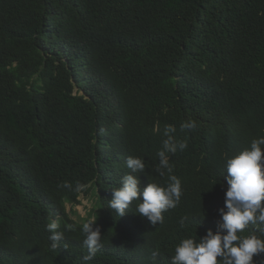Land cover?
<instances>
[{
	"label": "trees",
	"instance_id": "16d2710c",
	"mask_svg": "<svg viewBox=\"0 0 264 264\" xmlns=\"http://www.w3.org/2000/svg\"><path fill=\"white\" fill-rule=\"evenodd\" d=\"M168 126L171 173L157 155ZM262 136L264 0H0V264H172L182 239L218 229L226 160ZM128 174L141 189L181 180L162 223L138 200L122 217L109 208ZM91 218L102 235L85 261Z\"/></svg>",
	"mask_w": 264,
	"mask_h": 264
},
{
	"label": "clouds",
	"instance_id": "9594fccd",
	"mask_svg": "<svg viewBox=\"0 0 264 264\" xmlns=\"http://www.w3.org/2000/svg\"><path fill=\"white\" fill-rule=\"evenodd\" d=\"M181 127L195 128L196 125L195 122H188ZM174 131L172 126L166 128L165 135L168 138L163 141L162 150L157 153L160 158L158 170L164 168L168 173L172 172V167L166 158V152H177V144L169 135ZM178 145L181 151L187 147L186 142H179ZM262 146H264V136L253 139L248 148L226 160L224 179L227 183L225 192L227 211L220 210L222 223L215 232L209 229L198 240L194 237L182 239L175 247L172 264H255L254 257L264 253V147ZM126 167L130 173H139L145 169V163L140 157L130 156L126 160ZM168 180L166 186L153 182L141 189L138 176L128 174L123 177L122 186L113 190L109 208L122 217L132 202L138 200L140 202L136 210L140 215L148 217L153 224L157 221L162 223V212L176 208L182 195L181 180L175 175H169ZM63 187L70 188L71 185L65 183ZM79 187L80 185H77V189ZM95 220L91 218L80 226L85 237L84 244L88 248V254L84 256L85 261L94 258L100 247L102 234L99 227H94ZM249 225L259 226L258 234L253 232L246 236L242 235ZM77 227L76 224L64 225L66 231H75ZM60 228V222L55 219L46 225V229L51 233L49 237L51 241L59 242L63 239L64 232L60 231ZM52 246L57 245L53 243ZM158 254V251L152 253L153 260Z\"/></svg>",
	"mask_w": 264,
	"mask_h": 264
},
{
	"label": "rangeland",
	"instance_id": "374dc122",
	"mask_svg": "<svg viewBox=\"0 0 264 264\" xmlns=\"http://www.w3.org/2000/svg\"><path fill=\"white\" fill-rule=\"evenodd\" d=\"M81 204L79 206H77L74 211L76 210L78 212L77 215H75V219L77 221L82 222L83 219H85L87 217V213L88 211L92 208L93 202L90 201V199L88 197H86L85 195L81 196ZM72 208L69 205L68 206V211L71 212Z\"/></svg>",
	"mask_w": 264,
	"mask_h": 264
}]
</instances>
